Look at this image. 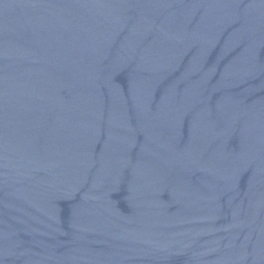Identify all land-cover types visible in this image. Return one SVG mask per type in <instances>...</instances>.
Wrapping results in <instances>:
<instances>
[{
	"label": "water",
	"instance_id": "water-1",
	"mask_svg": "<svg viewBox=\"0 0 264 264\" xmlns=\"http://www.w3.org/2000/svg\"><path fill=\"white\" fill-rule=\"evenodd\" d=\"M0 264H264V0H0Z\"/></svg>",
	"mask_w": 264,
	"mask_h": 264
}]
</instances>
